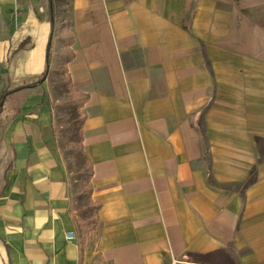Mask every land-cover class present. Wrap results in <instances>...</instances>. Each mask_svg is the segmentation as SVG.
<instances>
[{"label": "crops", "instance_id": "0c3cea01", "mask_svg": "<svg viewBox=\"0 0 264 264\" xmlns=\"http://www.w3.org/2000/svg\"><path fill=\"white\" fill-rule=\"evenodd\" d=\"M45 7L0 0V89L43 72ZM257 8L264 1L72 0L68 71L88 95L98 228L80 251L47 97L22 92L0 136V264H264Z\"/></svg>", "mask_w": 264, "mask_h": 264}, {"label": "trees", "instance_id": "16d2710c", "mask_svg": "<svg viewBox=\"0 0 264 264\" xmlns=\"http://www.w3.org/2000/svg\"><path fill=\"white\" fill-rule=\"evenodd\" d=\"M71 4L72 0H46L50 31L44 70L40 77L30 84L0 89V136L7 123L19 114L24 98L20 93L34 90L47 97L51 110V136L64 164L69 212L74 221L75 238L82 251L89 234L98 228L95 214L100 205L91 200L92 166L84 153L82 143L83 124L86 119L83 108L88 95L73 86L68 71V65L74 59L76 43L71 20ZM29 45L30 41L27 38L23 39L13 54L28 49ZM79 205L83 207L77 211ZM83 213L94 214L95 222L91 226L84 227L79 223L78 214ZM190 257L195 261H205L208 256Z\"/></svg>", "mask_w": 264, "mask_h": 264}, {"label": "rangeland", "instance_id": "374dc122", "mask_svg": "<svg viewBox=\"0 0 264 264\" xmlns=\"http://www.w3.org/2000/svg\"><path fill=\"white\" fill-rule=\"evenodd\" d=\"M252 1H264V0H252ZM239 11H244V10L239 8ZM254 11L258 12L257 20L255 21V23H256L255 27L257 28L256 31L262 32L261 29H264V10L257 8V9H254ZM44 15H48L46 7L44 9ZM263 44H264V38L260 37V35H258L257 47L260 48ZM1 73H2V71H0V78L2 76L3 77L2 80H5L6 76L4 75V73H2V74ZM258 143H259V145H258L259 150L264 151V139H262L261 142H258ZM262 159H264V152H262ZM81 207H83V206L79 205V207L77 208V211H79ZM93 215H94L93 213L78 214V221L84 227L85 226H91L95 222ZM91 239H95V237L93 236V237H91ZM211 261H215V259L212 258Z\"/></svg>", "mask_w": 264, "mask_h": 264}, {"label": "built area", "instance_id": "2783aa9c", "mask_svg": "<svg viewBox=\"0 0 264 264\" xmlns=\"http://www.w3.org/2000/svg\"><path fill=\"white\" fill-rule=\"evenodd\" d=\"M67 238H68L69 240H72V239H74V237H73V235H72V234H68V235H67Z\"/></svg>", "mask_w": 264, "mask_h": 264}]
</instances>
